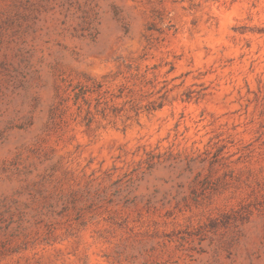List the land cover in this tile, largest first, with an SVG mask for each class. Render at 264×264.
Segmentation results:
<instances>
[{
	"label": "rangeland",
	"instance_id": "obj_1",
	"mask_svg": "<svg viewBox=\"0 0 264 264\" xmlns=\"http://www.w3.org/2000/svg\"><path fill=\"white\" fill-rule=\"evenodd\" d=\"M0 264H264V0H0Z\"/></svg>",
	"mask_w": 264,
	"mask_h": 264
}]
</instances>
